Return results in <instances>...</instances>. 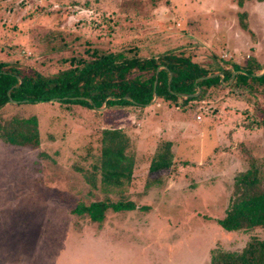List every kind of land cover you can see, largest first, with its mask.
<instances>
[{
  "label": "rangeland",
  "instance_id": "1",
  "mask_svg": "<svg viewBox=\"0 0 264 264\" xmlns=\"http://www.w3.org/2000/svg\"><path fill=\"white\" fill-rule=\"evenodd\" d=\"M89 45L142 58L183 54L223 78L249 57L264 65V0L243 7L238 0H0V61L55 74ZM230 83L202 99L157 98L107 114L59 101L5 104L0 124L34 117L40 144L0 139V264H210L214 250L264 241L262 227L218 224L236 175L254 163L264 178L255 104L264 107V96ZM114 126L129 138L133 179L91 187L78 168H91L102 131ZM164 141L174 164L151 173ZM98 201H132L137 209H110L101 222L73 213Z\"/></svg>",
  "mask_w": 264,
  "mask_h": 264
},
{
  "label": "trees",
  "instance_id": "2",
  "mask_svg": "<svg viewBox=\"0 0 264 264\" xmlns=\"http://www.w3.org/2000/svg\"><path fill=\"white\" fill-rule=\"evenodd\" d=\"M238 5L243 7L244 0H238ZM47 38L50 41V37ZM60 48L66 46L57 49ZM57 49L51 47V50ZM84 53L65 59L63 62L69 63V67L49 75L29 73L14 63L0 61V109L10 99L20 103L59 99L60 103L89 109L105 107L103 114H107L124 106L146 107L155 96L173 104L184 97L202 99L208 89L229 81L230 87L247 88L251 93L260 89L264 96V73L259 75L264 65L254 57H249L244 65L235 64L234 77L233 72L223 71L222 78L220 75L211 77L213 73L183 54L142 58L136 53L130 56L125 50L113 52L93 45ZM255 104L261 116L257 127L264 128V107L259 102ZM0 139L14 146H39L37 119H12L5 125L0 124ZM130 147L129 138L120 127L107 128L102 131L100 149L92 156L91 168L78 170L94 188L99 184L105 188L129 184L135 167ZM173 164L172 143L164 141L152 158L149 172L165 171ZM110 209L129 211L137 209V205L132 201H98L79 205L73 213L101 222ZM218 224L227 231L264 228V178L254 163L236 175L226 214ZM210 264H264V241L252 238L237 252L214 250Z\"/></svg>",
  "mask_w": 264,
  "mask_h": 264
},
{
  "label": "water",
  "instance_id": "3",
  "mask_svg": "<svg viewBox=\"0 0 264 264\" xmlns=\"http://www.w3.org/2000/svg\"><path fill=\"white\" fill-rule=\"evenodd\" d=\"M159 71V70H158ZM158 71H157V74H158ZM241 72H243V73H245L243 70H240ZM237 73V71H234L233 72V77L235 76V74ZM264 73V71L263 72H261L259 75H262ZM213 76H217V75H212L211 77H213ZM156 84H157V81L155 82V86H156ZM156 100H157V96H155L154 97V99H153V101L151 102V103H155L156 102ZM50 102H57V101H59V99H51V100H49ZM10 102H12V103H20V102H17V101H14V100H12V99H10ZM22 102H24V101H22ZM36 102H42V101H36ZM150 103V104H151Z\"/></svg>",
  "mask_w": 264,
  "mask_h": 264
}]
</instances>
